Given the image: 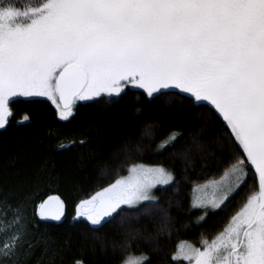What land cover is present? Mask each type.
I'll return each mask as SVG.
<instances>
[{
    "label": "snow or ice",
    "instance_id": "6c2138e0",
    "mask_svg": "<svg viewBox=\"0 0 264 264\" xmlns=\"http://www.w3.org/2000/svg\"><path fill=\"white\" fill-rule=\"evenodd\" d=\"M130 91L193 124L176 131L133 105L131 131L113 168L99 170V190L71 201L38 191L31 209L0 194V232L15 229L0 244V264H19L36 239L29 211L96 240L107 264H264V0H0V130L33 123L30 112L17 120L18 98H44L68 121L79 102L110 108ZM209 115L219 136L205 134ZM200 166L216 172L193 181ZM185 182L201 227L249 191L211 239L167 254ZM60 251V264H88L70 245Z\"/></svg>",
    "mask_w": 264,
    "mask_h": 264
},
{
    "label": "trees",
    "instance_id": "16d2710c",
    "mask_svg": "<svg viewBox=\"0 0 264 264\" xmlns=\"http://www.w3.org/2000/svg\"><path fill=\"white\" fill-rule=\"evenodd\" d=\"M139 95V91H130L119 104L110 108L79 102L74 117L68 121L59 120L54 107L44 98H33L35 102L32 103H26V98H18V102L13 105L17 120L30 112L33 123L15 126L7 131L0 130V194H7L13 207L19 203L31 209L29 201L38 191L59 193L71 201L99 190V170L113 168L119 145L131 131L127 125L136 114L133 105L139 107L144 120L162 121L164 125L175 126L176 131H185L193 124L192 117L185 113H163L161 109L143 102L142 96L138 102ZM203 123L205 134L220 135L217 132L219 120L209 115ZM82 139L87 143L81 145L79 141ZM60 144L67 147L57 150ZM215 172L214 166H200L192 172V179L203 182L210 173ZM114 178L112 176L102 181L100 187L106 186ZM181 187L179 224L168 239L167 254L175 251L182 242L199 246L202 234L212 237L222 230L249 191L244 189L232 198L227 210L215 214L209 212L207 222L201 227L194 223L201 212L189 208L191 182L182 183ZM27 215V231L36 239L31 247L23 249L19 264H60L64 255L60 249L66 252L69 245L72 253H83L88 264H107V259L99 251V243L88 235L66 226L33 220L31 211ZM7 219L9 222L12 220L11 213ZM104 231L108 232L109 238L115 234V229ZM14 232V228L8 227L0 234L7 236L11 233L12 236ZM99 235L103 236V231ZM137 251L147 252L148 249L141 245ZM153 264H157L155 257Z\"/></svg>",
    "mask_w": 264,
    "mask_h": 264
},
{
    "label": "rangeland",
    "instance_id": "374dc122",
    "mask_svg": "<svg viewBox=\"0 0 264 264\" xmlns=\"http://www.w3.org/2000/svg\"><path fill=\"white\" fill-rule=\"evenodd\" d=\"M0 219H3L2 213H0ZM0 227H4V225L0 224ZM10 237H11V233H9L7 236L4 235V234H0V244H3L5 242V240L8 239V238H10ZM204 237L205 238H208V239H211V236H209V235H206ZM188 243H190V242H188ZM192 244L196 245L195 243H192ZM196 246H198V245H196Z\"/></svg>",
    "mask_w": 264,
    "mask_h": 264
}]
</instances>
